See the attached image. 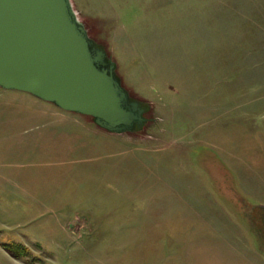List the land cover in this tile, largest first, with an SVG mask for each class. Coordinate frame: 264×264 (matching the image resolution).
<instances>
[{
    "label": "rangeland",
    "instance_id": "obj_1",
    "mask_svg": "<svg viewBox=\"0 0 264 264\" xmlns=\"http://www.w3.org/2000/svg\"><path fill=\"white\" fill-rule=\"evenodd\" d=\"M71 1L149 121L0 88V264H264V0Z\"/></svg>",
    "mask_w": 264,
    "mask_h": 264
},
{
    "label": "water",
    "instance_id": "obj_2",
    "mask_svg": "<svg viewBox=\"0 0 264 264\" xmlns=\"http://www.w3.org/2000/svg\"><path fill=\"white\" fill-rule=\"evenodd\" d=\"M0 88L89 116L114 134L140 132L149 121V104L122 86L71 0H0Z\"/></svg>",
    "mask_w": 264,
    "mask_h": 264
},
{
    "label": "crops",
    "instance_id": "obj_3",
    "mask_svg": "<svg viewBox=\"0 0 264 264\" xmlns=\"http://www.w3.org/2000/svg\"><path fill=\"white\" fill-rule=\"evenodd\" d=\"M30 95V94H29Z\"/></svg>",
    "mask_w": 264,
    "mask_h": 264
},
{
    "label": "trees",
    "instance_id": "obj_4",
    "mask_svg": "<svg viewBox=\"0 0 264 264\" xmlns=\"http://www.w3.org/2000/svg\"><path fill=\"white\" fill-rule=\"evenodd\" d=\"M12 253V252H11Z\"/></svg>",
    "mask_w": 264,
    "mask_h": 264
}]
</instances>
